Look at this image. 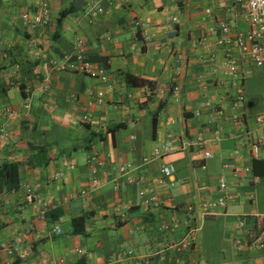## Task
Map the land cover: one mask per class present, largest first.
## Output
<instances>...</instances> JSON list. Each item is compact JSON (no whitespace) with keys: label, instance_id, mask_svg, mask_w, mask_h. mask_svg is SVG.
<instances>
[{"label":"crops","instance_id":"1","mask_svg":"<svg viewBox=\"0 0 264 264\" xmlns=\"http://www.w3.org/2000/svg\"><path fill=\"white\" fill-rule=\"evenodd\" d=\"M76 2L0 0V109L12 110L0 116V164H20L18 190L0 193V243L13 248L0 252V264H106L124 250L139 259L123 264H264V121L255 120L264 117V62L242 61L245 77L236 81L222 75L218 43L222 23L231 39L248 30L244 8L233 0ZM78 48L112 85L101 105L87 107L90 92L106 86L77 70L79 62L55 69ZM238 86L244 100L234 105ZM169 139V153L151 156ZM92 154L105 164L95 174ZM124 162L129 182L116 190ZM162 166L173 168L169 177ZM221 178L227 201L215 207ZM50 208L62 210L53 223L42 218ZM79 216L85 232L72 235ZM191 226L189 247L162 252Z\"/></svg>","mask_w":264,"mask_h":264},{"label":"built area","instance_id":"2","mask_svg":"<svg viewBox=\"0 0 264 264\" xmlns=\"http://www.w3.org/2000/svg\"><path fill=\"white\" fill-rule=\"evenodd\" d=\"M240 6H242L245 10V19L248 23V30L245 33H240L236 35L234 39H231L230 30L226 23L221 24V36L218 41L220 45H224L225 47V57L221 64V72L222 75L228 76L236 81L242 82L245 77V73L241 68L242 61L253 64L255 67H261L264 62V0H233ZM89 11H96L101 13L103 10L101 7H97L92 5L89 7ZM42 14V13H41ZM40 14V16H41ZM37 22L39 21V18ZM26 18V16H24ZM1 40V36H0ZM79 49V48H78ZM79 62V66L77 70L84 73L86 76L90 78H95L100 80L103 84H105L106 88L95 90L94 92H90L89 99L87 103V107L91 108L97 105L103 104L105 101L106 91L112 88L111 83L109 82V78L107 73L104 70H94L91 68V64L88 59L83 56L82 51L77 50L72 53L65 54L63 57V62L56 64V70H66L68 67L72 66L73 60ZM72 60V62H71ZM71 62V63H70ZM244 100V93L241 86L236 87L235 89V97L233 104L239 105ZM205 106L212 111L214 116L222 117L224 112L218 103L207 100L205 102ZM29 107V104L25 106ZM12 110L10 107H2L0 109V116H4L6 114H11ZM84 122H87L89 116L87 114L82 117ZM255 120L259 123L264 121V117L262 115L256 116ZM173 140H168L165 142L160 148H155L151 152V156L160 157L165 155L171 151ZM186 145V144H185ZM188 145V144H187ZM250 148L254 155L257 154L259 150L258 142H253L250 144ZM211 153L209 151L204 152V157L209 158ZM147 159L145 158L144 161ZM87 163L91 166L92 173L95 174L98 168L103 167L104 161L97 158L96 155L92 154L88 157ZM132 170V165L129 162H124L119 164L117 167L118 175L113 179L114 188L117 190L120 188L122 183L129 182V174ZM162 177H169L173 168L171 166H162L160 169ZM102 181L98 178H93L91 181L92 188H98L102 185ZM124 183V184H125ZM218 190L221 194V198L214 204V206L224 207L226 205L227 193L229 191V186L227 182L221 178L218 182ZM24 199L26 202L31 203L34 200V189L30 187L25 188ZM84 193V192H82ZM140 196L144 197L143 192L140 191ZM143 204L148 205L150 202L149 198L144 197L142 199ZM207 216H214L215 211L214 208L210 207V210L206 212ZM45 219L44 216H42ZM243 227V222L240 221L236 224L237 231H241ZM161 231H168L170 226L168 224H163L159 228ZM53 232L55 235H59L61 230L58 226L53 228ZM196 232V227L191 226L185 232L184 237L179 243H174L171 245H164L162 247V252L167 249L175 250L176 252H182L185 248L191 245V241L193 240L194 234ZM237 243L239 241L237 240ZM13 248L10 245H6L4 243H0V252L12 253ZM139 259V256L134 250H124L119 251L111 260L106 264H123L126 260L136 261ZM38 264H59L57 262L54 263H38Z\"/></svg>","mask_w":264,"mask_h":264},{"label":"trees","instance_id":"3","mask_svg":"<svg viewBox=\"0 0 264 264\" xmlns=\"http://www.w3.org/2000/svg\"><path fill=\"white\" fill-rule=\"evenodd\" d=\"M74 7H69L67 10H64L60 13L59 19L61 20L71 11H73ZM130 76H126L127 82L131 80ZM141 83V82H139ZM135 84H138L135 82ZM38 151L42 152L44 150L43 147H37ZM19 169L20 164L17 162H2L0 164V193L3 192H14L19 188ZM255 172V170H254ZM62 215V210L60 208H50L47 212H45L44 217L48 222H56L59 217ZM87 220L86 216H79L71 219V232L72 235H83L85 230V222ZM80 264V263H79Z\"/></svg>","mask_w":264,"mask_h":264},{"label":"water","instance_id":"4","mask_svg":"<svg viewBox=\"0 0 264 264\" xmlns=\"http://www.w3.org/2000/svg\"><path fill=\"white\" fill-rule=\"evenodd\" d=\"M76 4H77V5L79 4V0H77Z\"/></svg>","mask_w":264,"mask_h":264}]
</instances>
